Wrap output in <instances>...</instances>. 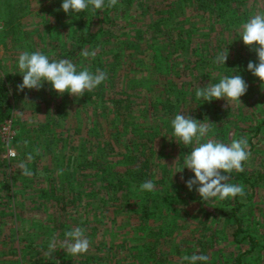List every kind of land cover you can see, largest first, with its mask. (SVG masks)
Instances as JSON below:
<instances>
[{
  "label": "rangeland",
  "instance_id": "374dc122",
  "mask_svg": "<svg viewBox=\"0 0 264 264\" xmlns=\"http://www.w3.org/2000/svg\"><path fill=\"white\" fill-rule=\"evenodd\" d=\"M61 3L0 0V78L16 97L0 120V264H188L181 258L193 254L209 257L197 264H264V127L259 130L254 125L264 118V102L257 101L264 83L247 70L249 61L258 62L257 56L240 39V26L252 15L264 13V0H234L229 9L217 7L214 12L195 8L193 0H142L128 6L126 18L117 25L106 23L98 45L81 49L73 32L79 23L86 31L96 13L89 7L66 14ZM136 23L147 26L149 32L134 44V37L142 36ZM163 29H171L175 36L183 31L187 41L182 52L158 43L174 62L167 75L166 68L162 74L154 63V42L159 33L165 38ZM226 47L225 65L214 63ZM85 50H97V54L85 58ZM24 51L41 52L50 60L69 59L78 70L83 66L93 74L99 69L107 73V79L79 98L59 95L47 82L39 90L18 91L22 74L17 59ZM185 58L189 64L181 72ZM231 62L233 75L239 74L248 84L242 104L198 99L197 87L218 83ZM179 112L208 123L209 138L224 143L247 139L251 155L241 177L237 181L229 174L227 182L244 186L245 195L237 198L243 200L244 227L255 244L248 239L234 244L221 235L225 223L220 210L233 208V198L205 202L197 186L186 187L185 181L194 177L191 170L173 174L195 146L179 144L172 135L171 120ZM57 122L65 131L59 140L42 143L28 138L44 132L50 123L51 129H57ZM115 130L127 135L119 139ZM147 133L154 135L152 149L146 150L150 145L136 140L127 143ZM125 146L133 149L136 159L115 164ZM29 153L31 161H27ZM153 155L157 164L151 173L168 189L158 195L157 210L153 201L147 210L129 212L120 193L124 187L118 190L111 184L118 182L116 175L123 168L148 172ZM3 160L12 164L11 177L4 175ZM22 161L31 175H21L18 164ZM55 186V193L64 196L65 208L46 199ZM10 187L16 194L13 208L19 212L12 229L8 228L12 208L2 206ZM74 227L85 230L91 242L88 252L72 256L57 243V250L48 255L52 239L64 240L65 232Z\"/></svg>",
  "mask_w": 264,
  "mask_h": 264
},
{
  "label": "clouds",
  "instance_id": "9594fccd",
  "mask_svg": "<svg viewBox=\"0 0 264 264\" xmlns=\"http://www.w3.org/2000/svg\"><path fill=\"white\" fill-rule=\"evenodd\" d=\"M106 0H62L60 9L66 13H81L91 7L93 12L102 10L105 7ZM118 4V0H107V7L112 8ZM240 39L245 46L251 48L257 56L256 63L249 61L247 70L255 77H258L261 83H264V13L258 12L252 15L245 23L240 26ZM97 50L83 51L85 58L95 57ZM228 58L227 47L219 52L214 60L216 64H223ZM18 69L22 74V82L17 85V90L24 89L39 90L47 82L52 90L57 94L69 95L79 98L86 92L93 91L98 85L107 79V73L97 70L95 74L88 68L81 66L78 70L76 64L69 59L50 60L48 55L41 52L28 51L21 52L17 59ZM248 84L239 75L223 76L218 83H207L203 87L198 86L195 95L198 99L211 102L212 100L223 99L227 104H242L241 97L246 94ZM173 136L177 143L185 146L195 145L183 159V167L176 172H182L184 168L191 170L193 178L185 181L186 187L195 190L203 201H209L212 198L225 200L244 196V186L230 184L229 174L242 172L243 165L251 153L248 150V141L246 138L231 139L230 143H224L209 138L210 125L197 120L185 112L177 113L171 120ZM234 135V134H233ZM27 143V142H25ZM15 153H13V156ZM31 153L27 155V161H31ZM18 169L21 175H31L26 162H20ZM172 174V175H173ZM183 179V177H181ZM142 191L154 192L156 185L151 181H145L140 185ZM65 239L57 242L55 238L49 244V253L63 249L72 256L86 254L90 248V240L85 235V230L81 227H74L65 232ZM206 255L193 254L184 256L182 261H188V264H197V262H207Z\"/></svg>",
  "mask_w": 264,
  "mask_h": 264
},
{
  "label": "trees",
  "instance_id": "16d2710c",
  "mask_svg": "<svg viewBox=\"0 0 264 264\" xmlns=\"http://www.w3.org/2000/svg\"><path fill=\"white\" fill-rule=\"evenodd\" d=\"M130 0L127 1H118L117 6H114L113 8H109L107 7V0L105 3V7L102 10H97L95 13L93 14V16L96 17L95 20H90L88 22V27H86V31L82 30V23H79L77 28L78 30H75V32H73V34L76 36V38L74 39V41L77 43V48L81 49L82 47H84L83 45H98L101 41V39L104 37V26L106 25V23L108 24H118L120 21L124 20L126 17L125 11L128 10V6H134L137 5L140 1L142 0H132V2H129ZM178 2L180 0H175V2ZM184 1V0H183ZM234 0H193L195 8L198 7H203L206 9H209L210 11H217L216 8H228L229 9V5L230 2H233ZM161 14V12H159ZM156 24H158V26H161V22H157ZM137 27H140L141 29V33L142 36H135L134 37V44L135 43H139L141 41V37L143 38L145 35L148 34L149 32V28L147 26H138L139 24H135ZM114 28H117V26H114ZM161 31L166 32L165 38L161 39V33H159V36H156V41L154 42L155 44H157L156 46H153V50L156 53V60L154 61L156 68H158L160 70V72L162 74L166 73L165 68L168 70L166 75L171 73L173 70V64L174 62L172 61V59H169V54L170 52L167 51H161L160 46L158 43L160 42H164V45L166 44V47H172V50L175 51H180L182 52L183 50L186 49L185 46V42L187 44V41L185 40V32H181L177 33V35L175 36V34L171 33V29H163ZM160 31V32H161ZM84 32V33H83ZM73 35V36H74ZM175 36V37H174ZM146 37V36H145ZM152 39V38H149ZM146 39V40H149ZM153 41V40H152ZM160 53H166V56H164V54L160 55ZM58 59L59 58L58 56ZM170 62V63H169ZM183 63V67L181 68V72H185L187 69V66L189 64V58H185V60L182 61ZM186 68H185V67ZM233 66V63H229L228 65V69L227 72L225 74V76H232L233 75V71L231 70ZM264 97V91L263 92H258V98L257 101L260 102H264L263 100ZM16 99V97L14 96V94H12L9 90V87L7 86L6 82L4 81V79L0 78V120H2L3 118H5V115L2 114V112L5 111V109H7V111L9 112L10 109V105L9 103H13L15 102L14 100ZM6 107V108H5ZM8 116H6L7 118ZM56 123V122H54ZM58 123V122H57ZM57 127L51 129L52 124L50 123V125H46V129L44 132H39V133H32L30 134V136H28V138L31 139H36L38 138L39 140H42V143H47V141L49 140L50 143L54 140V139H60V135L64 134V129H60V124H55ZM254 125L256 126V129H261L264 127V118L260 119L259 122H255ZM51 129V130H50ZM258 130V131H259ZM114 133H117V137L119 139H121V137H125L127 134L124 132H119L118 130H115ZM153 137L154 135H150V134H141V136H139L138 138H130L128 140V144L133 143V140H136V142L140 141L141 144H148L150 146H148L146 148V150L152 149V145L154 143L153 141ZM134 142V143H136ZM57 142L54 143V145ZM77 146V145H76ZM74 147V146H73ZM126 151L124 152V155L122 156V158H119L117 160H115V164H126L125 160H130L133 157H135L136 159V155L132 153V150L130 147L125 146ZM78 156H80V154H77ZM76 155V156H77ZM2 167L4 168V175L5 177H11V173L13 172V167L12 164H8L5 160H3L1 162ZM156 157H152L151 161H150V165L148 166V168H150V170L148 172H142L140 170H136V169H126L123 168V170H118V182L115 183L113 182L111 185H115L116 187H118V190L122 187H124V190L120 189V193L122 198L124 197L125 199V205L128 206L129 212L131 210H133V212L137 213L143 210H147L148 207L151 205V202L155 201V210H157V201L159 198V194L161 193V191L163 189L167 190L168 187L164 182H161L158 178H155V172H152L153 166L155 168L156 171ZM232 178L234 177V179H236L237 181H239L240 177H241V172H233L231 173ZM115 177V176H113ZM242 179H245L242 177ZM151 180L155 185H156V191L154 192H148V191H142L140 189V185L142 183H144L145 181ZM12 186V182L10 183ZM56 187H52L51 191L49 190L47 192L46 195V199H49L52 203L58 205V203H61V207L65 208L66 207V202L63 200L64 196H58V193H55ZM60 187V186H59ZM61 189H64V185H62L60 187ZM10 189H12L10 187ZM14 190H10V194L9 196H7V201L2 200L3 202V207H11L12 208V213L14 214L12 220L10 221V224L8 225L9 229L12 228H16V222L17 220H19V212H18V208L14 206V200L16 198V194L13 192ZM52 192V193H51ZM238 196H236L235 198H233L232 200V205H234L233 208H223L220 210V214L221 219L223 220L224 224V228L221 230V235L222 237H225L226 239L229 238L231 239V241L234 244H241L245 239H248V242L250 244H255V240L253 239V237L250 235V233L247 232L246 228L247 227L244 224V218H243V214H244V210H243V200L237 198ZM251 196H248V199H250ZM191 199V197H190ZM132 202V204L130 203ZM18 203V202H17ZM124 205V206H125ZM125 206V207H126ZM132 212V211H131ZM18 213V214H17ZM11 219V218H10ZM245 226V227H244ZM247 232V233H245ZM252 242V243H251ZM252 244V245H253ZM251 245V247H252ZM252 248L248 249L247 251H250Z\"/></svg>",
  "mask_w": 264,
  "mask_h": 264
}]
</instances>
